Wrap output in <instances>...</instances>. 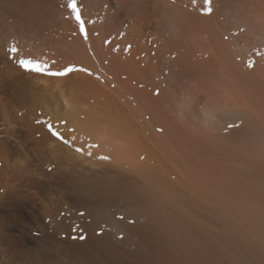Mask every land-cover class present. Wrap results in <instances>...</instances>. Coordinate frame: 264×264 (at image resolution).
Here are the masks:
<instances>
[{
    "label": "rangeland",
    "instance_id": "obj_1",
    "mask_svg": "<svg viewBox=\"0 0 264 264\" xmlns=\"http://www.w3.org/2000/svg\"><path fill=\"white\" fill-rule=\"evenodd\" d=\"M29 2L24 1L18 5L12 3V0H6L3 5H0L2 10L5 6V15L9 14L4 21L8 25L5 23L3 26L0 25V29L2 27L0 31V238L3 239L4 235H7L8 239H14L21 249L45 254L48 259L47 264H65L69 261L71 252L64 250V245L67 244L66 239H72L71 241L74 240L73 243L77 244L79 242V244H86L88 240L98 239V242L100 241L98 244L102 243V248L98 249L99 255L102 256L101 259L105 262L110 259L113 261L109 260L111 263H116L117 257L119 258L122 254L131 259L135 258L132 253L131 255L126 253L129 252L130 247H126L116 239L120 241L122 239H154L157 242V239H176L166 229L153 224L149 219L147 204L139 192L142 187L149 186L150 181L138 172L139 168L147 167L149 161L140 153L142 151L139 148L131 147L130 155H128V148L122 151L112 144L102 146V151L98 148H90L85 135L79 136L81 140L77 142V137L73 138L70 127H67L65 123L59 127L33 100L32 90L40 82L42 83L40 80L45 76L41 75L40 78L38 74L24 72L14 60L9 58L8 50L12 46L17 47L19 51L16 59L30 56L43 58L33 51L34 42L44 39L43 42L53 45L52 48H55V45L51 44L52 41L47 36L40 35L42 29H39L42 26L36 25L48 12L46 1H42L44 2L43 7L33 5L31 2L32 7L36 9L40 7L41 11L38 9L36 12L34 8L30 9L32 7ZM40 3L34 2L38 5ZM25 6L29 7L24 9ZM41 7L46 11L43 16ZM29 9L32 14L35 12L33 15L36 16V21L32 20L35 17L31 14L32 18L28 19L27 23V17L30 14L26 16V12ZM39 11L41 19L38 16ZM57 18L60 19V16ZM12 22L14 25L11 24ZM11 27L12 30L9 29ZM244 28L242 32L235 28L224 30L223 38L231 43L234 54L240 58L238 61L241 60L239 63L244 67L242 70H246L243 72L249 73L247 75L251 74L252 77H258L260 72L264 74V56H257L255 52H264V43H261L260 47L251 45V48L249 46L248 49L241 51V48L235 44V39L242 33L249 36L253 32V28ZM55 49L58 53L67 55L66 47ZM91 50L88 52L97 63L96 56ZM59 56L61 57L56 55L57 58H54L55 61L60 59V62L57 60L53 65L54 68H62L72 63L87 67L101 77L98 80L101 83L99 84L96 81L94 83L90 76L85 75L88 86L93 87L94 85L89 89H95V92L103 89V92L97 94V100L101 103H110L107 101L110 98L107 99V97H111L110 94L116 92L126 100L124 102L126 105L131 104L135 118L139 120L138 123L142 124L141 126L146 128L150 135L166 141L163 151L170 157L169 163L177 173L170 178L174 181L178 180V187L173 192L181 193L183 190L187 197L199 198L200 204L206 206L207 209L202 206H199L201 209L196 208V213L200 210L196 215L194 213L187 215V218L193 217L196 221L189 224L190 226L187 227L189 229L183 234L188 238L194 236L195 239L203 241L206 243V248L201 249L200 247L194 254L182 248L181 252L185 258L182 264H264V139L254 142L249 138V141L230 143L228 142L230 133L227 134L228 137L222 133L236 128L228 130V124L238 122V125L242 126L243 120H240V124L237 120L217 121L218 123L214 122V124L211 121L208 122L201 113L189 112L181 101L178 102L177 109H174L176 112L172 110L169 113H158L157 115L155 112L146 111L142 102L116 83L104 67H99L97 64V69L93 64L77 61L73 63L68 55L67 59H63L65 57L62 54ZM119 58L128 62L121 54ZM176 58V54L170 52L166 55L165 71L169 74V79H172L175 71ZM68 59L72 62L69 63ZM248 60L255 61L253 68L247 67ZM256 69L258 70L255 71ZM77 73L79 72L70 74L71 77H68L71 79L64 77L63 81L62 78V82H59L60 86L67 88L72 79L81 81L83 79L80 78L81 73L78 75ZM34 79L38 80V85H35L37 81ZM48 79L52 86L58 83L56 81V84H53L55 79L51 78L54 81L49 77ZM73 81L70 83L73 87L68 85L70 92L72 88L75 89V84H73L75 81ZM83 91L85 92L79 89L78 94H82ZM103 94L105 97H102ZM49 124H52L70 144H64L53 137L48 129ZM222 127L225 129H221ZM248 129L250 130V127ZM74 131L77 130L74 129ZM171 142L172 144H169ZM77 147L84 148L85 154L77 153L75 151ZM88 151H91V156L86 154ZM102 155H107L110 159L106 161L97 159ZM238 162L243 164L242 167ZM166 200H169L168 203L171 204L173 210L179 212L180 208H177L172 197H167ZM226 222L233 223L232 225L237 227L240 234L236 236L237 238L226 229ZM80 236L86 238L79 239ZM224 243L228 244L224 245ZM87 248L91 249L88 246ZM27 250L24 253L26 256L29 254ZM110 251L112 254H108L106 260L105 256ZM114 252L120 255L114 256L116 254ZM8 254L0 246V264L10 263ZM88 256H84L85 260L93 261L94 258L90 256L93 259L90 257L88 259ZM125 258L127 257H122V260ZM13 262L25 264L26 258L18 256Z\"/></svg>",
    "mask_w": 264,
    "mask_h": 264
},
{
    "label": "bare ground",
    "instance_id": "obj_2",
    "mask_svg": "<svg viewBox=\"0 0 264 264\" xmlns=\"http://www.w3.org/2000/svg\"><path fill=\"white\" fill-rule=\"evenodd\" d=\"M5 1L0 0V5H3ZM24 1L28 3L34 0H12V3L19 5ZM42 1H46L47 4L45 5L49 9L45 8L48 12L42 8L44 5ZM42 1H34L38 4L41 2L40 5L33 2V5L42 6L41 8L44 10H42V16L46 12V16L44 14L42 19L40 7L36 9L29 2L31 5L29 6L32 7L31 10L33 8L35 12L40 10L38 12L40 15H37L41 20L36 24L37 26L40 24L39 27L42 26L39 29H42L41 32L37 29L41 33L40 35L51 39V44H54L55 48L66 47L65 53L73 60V63L74 61L89 63L95 65L97 69V64L99 67H104L116 83L142 102L146 111L155 112L157 115L158 113H169V111L177 109V104L181 101L189 109V112L201 113L208 122L237 120L240 124V120H243L242 126L236 127L230 132L222 133L226 137L230 136L228 139L230 143L249 141V138L254 142H260L261 139H264V74L260 70L258 73L263 75L261 76L259 73L258 77L261 78L252 77L251 74L247 75L249 74L247 72L245 74L243 71L246 70H242L244 67L239 63L241 60L238 61L239 57L234 54L231 43H228L222 34L224 30L228 31L233 28L240 31L245 29L244 27L253 28L250 35L248 32L249 36L244 33L240 34L235 39V44L241 48V51L248 49L249 46L251 48V45L262 46L260 44L264 43V0H214L213 13L210 16L200 14L201 0H195V2L193 0H78V6L86 22L87 40L79 33V27L75 20L69 16V11L66 8L67 0ZM0 8V23H2L0 25L3 26L6 24L4 21L9 14L5 15V6L4 11L2 6ZM30 9L29 11L26 10L28 11L26 16L30 14L28 17L32 14ZM16 11L18 12V10ZM23 11L25 12V10ZM33 14L32 16L35 18L32 20H35L36 16ZM22 15L24 16V14ZM57 16H60V19ZM28 17L27 23L28 19L32 18ZM13 22L12 25L15 23ZM9 29L12 30V27ZM4 36L7 37V35ZM43 40L34 42L33 51L38 53L37 55L51 61L56 55L61 57L59 55L62 54L65 57L62 56V58L67 59V55L58 53L57 49L52 48L53 45L51 46ZM90 49L94 52L97 63L88 52ZM168 52L176 54L177 57L172 79H169V74H166L165 71ZM120 54L128 62L119 58ZM57 60L60 62V59ZM81 75L80 78H83L84 81L77 79L78 83H76L75 79L70 80V83L75 81H73L75 89L72 88V84H68L69 86L72 85L70 87V89L72 88L71 92L66 84L69 82L68 79H66L67 82L65 81L66 89L60 86L59 82L64 81V77L63 79L58 78L59 81L53 78L54 81L49 77L50 80L54 81L53 84L58 82L56 86H52L46 76L42 77L40 80L42 83L39 81L40 84L38 85L39 78L36 76L38 80H34L37 81L35 85L38 86L34 85L35 88L32 90L33 100L45 110L59 127L66 121L65 125L70 127L73 138L74 136L77 137V142L81 140L79 136L83 134L86 136L88 145L98 144L100 151L103 150L102 146L107 144L115 145L122 151H126L128 148V155L131 154L129 152H132L131 147L139 148L142 151L140 153L146 156L145 159L149 161L147 167L138 169V172L150 181V185L142 187L141 192H139L147 204L149 219L153 224L166 229L176 239H157L158 242L156 240L155 242L154 239H122L121 241L116 239L125 244L126 247H130L129 252L128 249H125L126 253L129 255L132 253L135 257L131 259L126 255L123 256L122 254L121 256L114 252L116 253L113 254L114 256L118 254L121 257H117L116 263H111L112 260L110 259H108L109 262L101 259L99 250L102 248V243L98 244L100 242L98 239L88 240L86 244H79L80 242L77 244L73 243L74 240L71 241L72 239H66L67 244L64 245V250L71 253L69 254V261L65 264H182L185 259L181 252L182 248L187 249L192 254L198 251L200 247L201 249H203L202 247L206 248V243L203 241L195 239L194 236L188 238L183 235L189 229L187 228L190 226L189 224L196 221L193 217L187 218V215H193V213L196 215L200 212L198 210L196 213V208L202 206L200 199L187 197L183 190L181 193L173 192L178 187V180L174 181L170 178L177 173L169 163L170 157L163 151L166 141H162L155 135H150V132L138 123L139 120L135 118L131 104L126 105L124 103L126 100L116 92L115 94L114 92L111 93V97H107V99L110 98L107 100L110 103H101L97 100V94L103 92V89L98 91V85V90L96 89L98 93L94 91L95 89H89L93 88L94 85L89 87L86 74L82 75L83 77ZM253 75L255 76V74ZM90 77L94 83L96 81L101 84L95 77ZM79 89H83L85 92L78 94ZM157 92L158 95L155 94ZM99 97L102 99L105 96L103 94L102 97ZM229 133L230 135L227 136ZM128 155L127 157H129ZM239 165L241 164L239 163ZM250 166L252 167V165ZM243 168L245 169V167ZM167 197L173 198L177 208H180L179 212L171 208V204L168 203L169 200H166ZM204 208L207 209L206 206ZM232 224L226 222V229L237 238L236 236L240 235L239 231ZM8 238L7 235H4L3 239L0 238V246L4 252L9 253V264H15L13 261L18 256L26 258L25 264H47L48 259L45 254L21 249L14 239ZM72 246L74 247L72 248ZM87 246L91 249L89 250ZM107 246L111 247L110 245ZM26 250L29 253L27 256L24 254ZM113 250L117 251L115 248ZM108 254H112V251L107 253L106 260ZM83 255H89L88 259L90 256L94 259L90 257L93 261H86ZM122 257L127 258L122 260Z\"/></svg>",
    "mask_w": 264,
    "mask_h": 264
},
{
    "label": "snow or ice",
    "instance_id": "obj_3",
    "mask_svg": "<svg viewBox=\"0 0 264 264\" xmlns=\"http://www.w3.org/2000/svg\"><path fill=\"white\" fill-rule=\"evenodd\" d=\"M195 2V0H193ZM213 5H214V0H201V7L199 9L200 14L202 16H210L213 13ZM66 8L69 11V16L71 19H74L76 24L79 27V33L83 36L85 40L88 39V33L87 29L85 27V21L82 17L81 14V9L78 6V0H67L66 2ZM18 49L15 46H12L9 48V58L14 60V62L18 65L20 69H22L26 73H34L50 78H63V77H68L72 73H84L87 76H94L96 79H101L99 75L94 73L91 69L76 65V64H68L63 66L62 68H54L53 65L56 64L55 60L49 61L48 59L44 58H39V57H21L19 59H16V54L18 53ZM255 55L257 56H264V52L257 51L255 52ZM255 65L254 60H248L247 61V67L248 68H253ZM157 95L159 94L158 92L156 93ZM66 123V121H64ZM234 127H239L238 124H228V128H234ZM48 129L51 132V135L55 137L57 140H60L64 144H70V142L64 138V136L57 131L52 124L48 125ZM158 131H161V129H157ZM90 148H98V144H92L89 145ZM75 151L77 153L85 154V150L82 147H77L75 148ZM88 156H91L92 153L91 151H88L86 153ZM97 159L100 160H109L110 157L107 155H102L98 156ZM143 159V157H142ZM99 234V233H98ZM86 237L80 236L79 239H85Z\"/></svg>",
    "mask_w": 264,
    "mask_h": 264
}]
</instances>
